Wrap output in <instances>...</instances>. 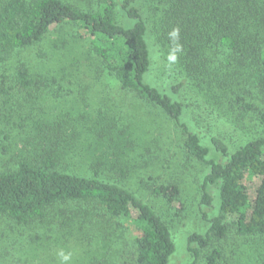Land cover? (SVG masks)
<instances>
[{"label": "trees", "instance_id": "trees-1", "mask_svg": "<svg viewBox=\"0 0 264 264\" xmlns=\"http://www.w3.org/2000/svg\"><path fill=\"white\" fill-rule=\"evenodd\" d=\"M61 24L80 28L102 77L169 120L185 155L207 166L201 201L212 205L206 188L214 186L219 213L207 217L204 234L187 237L193 263L203 258L204 264H220L222 250L210 244L231 227L239 235L264 234V0H93L91 7L67 0H0V63ZM14 66L12 75L0 69V89L6 91L10 77L29 89V66ZM219 121L234 136L226 135ZM90 161L92 175L60 169L53 152L25 157L0 171V214L27 224L43 220L57 204L94 201L107 220L82 222L91 221L98 232L64 236H76L87 250L80 264H130L122 258L116 230L131 236L133 264H170L176 252L171 226L148 199L121 181L128 168L111 162L113 179L100 173V161ZM180 193L174 182L150 189L153 198L177 213L184 209ZM117 219L133 224L135 234L114 223Z\"/></svg>", "mask_w": 264, "mask_h": 264}, {"label": "rangeland", "instance_id": "rangeland-1", "mask_svg": "<svg viewBox=\"0 0 264 264\" xmlns=\"http://www.w3.org/2000/svg\"><path fill=\"white\" fill-rule=\"evenodd\" d=\"M67 1L79 7H91L93 3V0ZM79 34L83 31L71 24L54 26L40 42L14 52L12 59L0 63V69L12 75L14 63L23 62L29 66L33 78L27 90L16 86L13 77L6 84V91L0 89V171L14 168L25 157L53 152L59 157L60 169L92 175L90 160L95 159L102 163L100 173L116 179L115 164L111 162L119 160L128 168L121 181L148 199L171 226L176 252L170 264H194L187 237L192 232L204 234L209 226L207 217L219 213L214 186L206 188L212 194V205L206 206L201 201L202 181L208 168L185 155L179 134L171 128L169 120L102 77L97 60L87 53V44ZM261 104L264 107V102ZM212 121L216 128L217 119ZM219 122L226 135L234 136L230 128ZM118 145L122 146V152L114 153ZM168 182L181 188L184 205L181 212H175L150 194L153 184ZM256 185V179L249 185L251 197ZM46 214L43 220L27 224L0 214L3 264H80L87 250L74 240L76 236H64L98 232L97 225L91 221L83 223L84 218L107 220L104 208L94 201L57 204ZM66 215L73 222H68ZM114 223L128 226L130 234L136 232L131 223L121 219ZM114 234L122 258L133 264L131 236L121 230ZM212 246L222 250L220 264H264V234L239 235L231 227L222 240L211 241ZM195 264H204L203 258Z\"/></svg>", "mask_w": 264, "mask_h": 264}]
</instances>
